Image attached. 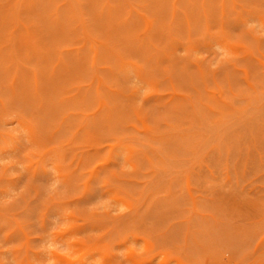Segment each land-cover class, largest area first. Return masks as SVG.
I'll use <instances>...</instances> for the list:
<instances>
[{
  "label": "rangeland",
  "instance_id": "1",
  "mask_svg": "<svg viewBox=\"0 0 264 264\" xmlns=\"http://www.w3.org/2000/svg\"><path fill=\"white\" fill-rule=\"evenodd\" d=\"M260 33L264 0H0V264H264Z\"/></svg>",
  "mask_w": 264,
  "mask_h": 264
},
{
  "label": "clouds",
  "instance_id": "2",
  "mask_svg": "<svg viewBox=\"0 0 264 264\" xmlns=\"http://www.w3.org/2000/svg\"><path fill=\"white\" fill-rule=\"evenodd\" d=\"M252 26L254 27L255 25H252ZM260 35H264V33H260ZM225 58H227V54H225V57H223L222 59H225ZM107 205H108V201L107 200H103L100 203L95 204L94 205V209L95 208H103V210L105 212H108V211H110V208ZM127 211H128V209L121 205L117 209V211L113 212L112 214L114 216H119L121 214L126 213ZM47 251L49 253H57L58 255H61V256H64V257H72V251L73 250L71 248H67V249H64V250H59L54 245L49 244L47 246ZM145 251H146V246L142 243L140 245H136V244L130 245L127 249L121 250V251H119L117 253H118V255H121L123 257V256H126V255H130L133 252H135L137 254H142ZM48 264H52V261H49Z\"/></svg>",
  "mask_w": 264,
  "mask_h": 264
}]
</instances>
